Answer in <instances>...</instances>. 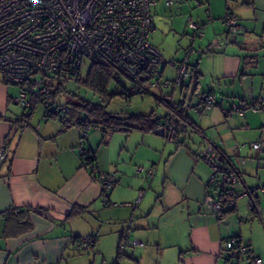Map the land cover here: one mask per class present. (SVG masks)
I'll return each instance as SVG.
<instances>
[{
    "label": "crops",
    "instance_id": "crops-1",
    "mask_svg": "<svg viewBox=\"0 0 264 264\" xmlns=\"http://www.w3.org/2000/svg\"><path fill=\"white\" fill-rule=\"evenodd\" d=\"M227 9L242 26L236 41H230L221 21ZM193 17L214 43L223 38L233 45L211 49L205 43L192 58L197 79L185 96L191 93L196 99L210 90L221 95L216 106L189 117L193 126L186 125L174 149L172 142L151 138L158 136L154 132H87L83 137L81 127L63 122L53 105L48 112L40 103L18 105L17 86L0 75V148L8 150L0 158V264H69L77 253L73 238L86 236L94 238L93 251L100 253L101 238H111L117 251L123 242L138 245L136 252H154L156 259L170 248L168 261L158 264H227L226 240L237 237L264 264V193L254 191L252 208L250 197L239 195L235 204H223L216 212L212 201L223 199L220 187L211 182V168L199 156L210 146L223 154L239 173L236 192L255 190L264 182V103L243 116L223 113L232 103L264 98V0H186L171 7L158 0L150 40L166 60L179 61L192 46L184 26ZM163 73L173 78L174 67L166 64ZM256 141L259 150L250 145ZM204 143L208 145L202 148ZM81 148L94 152L100 171L114 173L107 195L83 166ZM138 166L152 167L154 174H138ZM182 226L188 229L183 242L176 235ZM104 254L101 264L115 261Z\"/></svg>",
    "mask_w": 264,
    "mask_h": 264
},
{
    "label": "built area",
    "instance_id": "built-area-1",
    "mask_svg": "<svg viewBox=\"0 0 264 264\" xmlns=\"http://www.w3.org/2000/svg\"><path fill=\"white\" fill-rule=\"evenodd\" d=\"M186 0H163L166 7ZM158 0H0V75L4 82L17 86L14 101L24 108L34 104H43L48 112L47 81L49 76L56 77L52 82H66L75 79L81 66L86 62H102L113 67L120 76L130 81L129 87L123 88V97L127 100L135 94L149 93L151 88L158 90L156 98L163 90L172 87L174 91L192 81L191 56L193 46L186 48L183 57L177 61L166 60L160 50L151 43V34L155 30L153 8ZM230 41H236L242 26L237 16L228 9L221 18ZM187 26L195 37H203L202 27L188 19ZM170 64L175 75L164 77L163 67ZM216 91L207 92L199 97L195 106L186 103L184 97L178 101L171 98L168 112L159 128L169 142H177V129L180 126V106L186 110L199 112L216 106ZM264 103V98L249 102L232 103L224 109L225 115L244 112H257ZM53 110L65 123L70 120V106L55 104ZM87 128L82 130L86 137ZM251 147L259 150L261 144L252 142ZM8 150L0 148V158L7 156ZM91 150L81 148L83 166L94 174L101 185L102 193L107 195L114 187V173L99 170L96 161H91ZM199 156L211 168V180L226 186L230 204H235L237 197H250L249 208L254 205V191L264 193V182L255 190L245 189L236 192L240 183L236 168L228 165L223 154L215 152L213 147L203 148ZM154 168L138 166V174L152 176ZM212 201V198L208 199ZM105 201V199H104ZM214 210L221 212L220 201H212ZM125 237V238H124ZM123 240L126 239L125 234ZM76 252H88L93 249L90 236L76 237L72 240ZM227 264H238L242 256L244 264H262L260 256L251 251L250 246L237 237L226 240Z\"/></svg>",
    "mask_w": 264,
    "mask_h": 264
},
{
    "label": "rangeland",
    "instance_id": "rangeland-1",
    "mask_svg": "<svg viewBox=\"0 0 264 264\" xmlns=\"http://www.w3.org/2000/svg\"><path fill=\"white\" fill-rule=\"evenodd\" d=\"M201 19V18H199ZM192 21H197L198 23H200V21H198V19L196 17L192 18ZM184 30L187 33L186 38H188L189 40V44H192L193 48L196 50V52L191 56V59L193 58V61L197 59L198 57V53L200 51L203 50V48H201L205 43L208 44V47H210L211 49L214 48H221L222 45L226 44V45H233L230 42H225V40H223V38H220L218 43H214L213 40L214 38L211 37L212 35H210L208 33V31H206V29L203 28V32L206 35L205 38L201 37H195L193 35V30L190 29L187 25L184 26ZM160 31V30H159ZM158 33L156 34L157 37ZM176 34L173 33V38ZM159 36V35H158ZM170 39L168 38V42H169V49H170V54L173 52V45H174V41L172 42ZM189 44H187L186 46H188ZM185 46V47H186ZM186 50V49H185ZM182 54V57L184 55V52ZM195 55V56H194ZM181 57V58H182ZM90 61H86L80 69L79 74L76 76L75 79H69L66 82L63 83V87L65 88V91H63L57 98L56 103L57 104H68V103H79L82 101H90V102H96V103H104L106 104L107 107V111L112 112V113H149L151 112V110H155L156 113L158 115H163L165 112V107L163 106V104H161L155 95L158 94V90H156L155 88H151L149 91V93H141V94H135L133 96H131V98L129 100H127L125 97H123L122 94V86L124 87H129L130 86V81L125 77V76H120L121 78V82H122V86L120 84L117 83L116 80H113L109 87H108V92L112 93L113 95L111 96L108 104L107 102H103V100L101 99L100 95L94 93L93 91H91V89L87 88L83 83H80V80H84L85 76L89 70L90 67ZM79 79V80H77ZM194 86V82H192L191 87L189 88L190 91L192 90ZM172 90V87H168L166 89L163 90V94L165 95H169L170 91ZM189 91V92H190ZM217 95V99L220 97L221 94H219L220 92L216 90ZM175 94V95H174ZM172 97H167L165 96L168 100L170 98H173L174 101H178L180 99V97L178 96L179 91L176 90L174 92ZM191 93L187 94L186 97V103H188L191 99ZM197 98V97H196ZM192 103H195L196 99H191ZM187 114L189 117L193 118L194 116H196V113L194 112L193 109H190L187 111ZM102 128H97L95 126H93L92 124H89V127L87 128V132H89V134H104L102 131ZM111 134V133H109ZM108 134V135H109ZM135 135H131V140L135 141V137L133 136H137V133H134ZM115 136H120L121 138H124L126 135L124 134H119L116 133ZM151 138H159V140L162 141V144H171L169 143V141H167L165 139V137L163 136H153L150 135ZM117 138V137H116ZM183 135L181 136L180 140H183ZM193 139H198L197 136H193ZM187 139V138H185ZM168 142V143H167ZM175 144H177V142H173L172 146L174 149ZM208 145V143H204L202 148ZM201 148V149H202ZM146 149L142 148V151H145ZM167 151V150H166ZM138 152L140 153V149L138 150ZM146 152V151H145ZM166 157V155L164 156V158ZM163 158V159H164ZM163 168V163L160 165L159 170L161 171ZM257 194H260L257 191ZM188 229L187 226H182L179 227L177 230V238L179 240H181L182 242L186 240V235H187ZM98 246L103 249V251L98 252V251H93V249L91 251L88 252H80V253H75L72 255V259L70 260L69 264H101L102 262V255L104 254L106 257H109L111 259H113L114 257L116 258V260H118L117 264H137L136 261H139L140 264H158L162 261V259L165 262L168 261L169 255H170V248H164V254L163 256H161V254L159 255L160 259H156L157 254L152 252V253H148V252H136L135 248L138 247V245H132V244H128V243H122L121 247L119 248L120 250V254L118 256V251L116 248V244L114 243L113 240H111V238H101V240L98 241ZM118 247V246H117ZM153 250V249H152ZM115 261L113 260V262H109V264H115ZM65 264V263H63ZM68 264V263H66Z\"/></svg>",
    "mask_w": 264,
    "mask_h": 264
},
{
    "label": "trees",
    "instance_id": "trees-1",
    "mask_svg": "<svg viewBox=\"0 0 264 264\" xmlns=\"http://www.w3.org/2000/svg\"><path fill=\"white\" fill-rule=\"evenodd\" d=\"M192 81L195 82L197 79V72L195 70V65L192 64ZM119 76V73L111 66L102 63V62H92L90 64L89 70L85 76L84 80H80V83H83L87 88L91 89L94 93L100 95L103 102H109L112 93L108 92V87L110 83L113 80L117 81V78ZM52 79L55 80L56 77L49 76V80L47 81V96L46 98L49 100V105H53L54 107L57 106L55 104L58 96L65 91V88L63 87L64 82H52ZM79 80V79H77ZM67 81V80H66ZM190 82V84L192 83ZM190 84H186L183 87H181L179 90L180 94H182V97L186 99V96L184 94L185 89H188ZM122 86V83H121ZM124 88V86H122ZM214 90H210L207 92H213ZM174 90L172 89L170 91L169 95H165L163 93H160V96L157 98V100L163 104L166 107V113L165 115L159 116L155 110H152L149 113H112L107 111L106 104L104 103H96V102H90V101H82L79 103H68L70 106V120L68 123L78 125L81 127V129H86L89 127V124H92L93 126L97 128H102V131L104 133V136H107L109 133L113 132H123V133H129L131 131L137 130L140 132H154L157 130L162 123V121L166 118L167 112H168V102L171 99H167V97H172L174 94ZM201 93L198 94L195 103H192V106H195L199 100V97H201L203 94L207 93ZM123 94V90L122 93ZM190 103L192 100L190 99ZM218 104V101L216 105ZM190 110V109H189ZM203 109H200L202 111ZM186 109L180 106L179 108V115L181 122L179 123L180 126L177 129V142L180 141L181 133H183L186 130V125L193 126L191 120L189 119V116L187 114ZM195 112V113H199ZM195 127V126H194ZM196 131L197 128L195 127ZM92 154L90 156L91 161H95V154L93 151H91ZM212 183H215L218 185L216 181L211 180ZM220 187V196L223 198L220 200V202L223 204H228L229 206H232L233 204H230V198L229 195L226 193V186L225 185H218ZM236 191V190H235ZM224 206V205H223ZM78 210H81V208H78ZM224 212V211H223ZM92 238V237H91ZM94 242V238H92ZM121 244V242H120ZM120 254V250H118V256Z\"/></svg>",
    "mask_w": 264,
    "mask_h": 264
},
{
    "label": "water",
    "instance_id": "water-1",
    "mask_svg": "<svg viewBox=\"0 0 264 264\" xmlns=\"http://www.w3.org/2000/svg\"><path fill=\"white\" fill-rule=\"evenodd\" d=\"M155 134H158V135H163V132L160 128H158L157 130L154 131Z\"/></svg>",
    "mask_w": 264,
    "mask_h": 264
}]
</instances>
